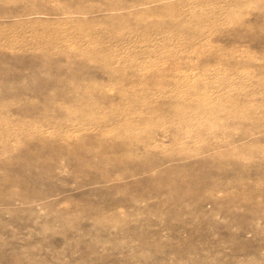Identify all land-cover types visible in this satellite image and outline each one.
Here are the masks:
<instances>
[{
	"label": "rangeland",
	"instance_id": "374dc122",
	"mask_svg": "<svg viewBox=\"0 0 264 264\" xmlns=\"http://www.w3.org/2000/svg\"><path fill=\"white\" fill-rule=\"evenodd\" d=\"M0 264H264V0H0Z\"/></svg>",
	"mask_w": 264,
	"mask_h": 264
}]
</instances>
